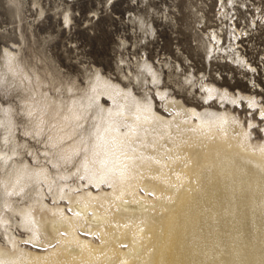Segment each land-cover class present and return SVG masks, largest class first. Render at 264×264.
I'll list each match as a JSON object with an SVG mask.
<instances>
[{"label":"bare ground","instance_id":"1","mask_svg":"<svg viewBox=\"0 0 264 264\" xmlns=\"http://www.w3.org/2000/svg\"><path fill=\"white\" fill-rule=\"evenodd\" d=\"M218 5L229 28L201 31L199 49L210 69L250 74L249 93L189 59L144 56L133 70L120 58L125 86L96 67L81 81L52 56L26 55L22 31L3 48L0 264H264V99L242 51L250 30L237 23L254 4ZM263 21L260 11L244 24Z\"/></svg>","mask_w":264,"mask_h":264},{"label":"rangeland","instance_id":"2","mask_svg":"<svg viewBox=\"0 0 264 264\" xmlns=\"http://www.w3.org/2000/svg\"><path fill=\"white\" fill-rule=\"evenodd\" d=\"M248 3L264 12V0H248ZM254 5L249 11L238 10L237 23L245 29L244 33L250 30L249 37L242 40V51L259 70L256 80L262 90L257 93L264 99V21L258 29L246 28L247 23L244 24L248 16L260 12L252 9ZM219 9L218 0H0V53L12 42L21 44L22 31L26 45L22 43L21 47L26 55H30L27 53L30 47L36 54L52 56L65 74L81 81L86 71L96 67L126 86L121 77L122 73L128 74V69L119 68L120 58L128 60L136 70L137 62L148 56L156 64L169 61L175 65L189 59L196 71H205L213 78L216 73L223 74L229 89L249 93L254 89L249 82L250 74L223 63H213L210 69L199 49L201 31L218 27L226 33L229 28V23L220 20ZM67 10L72 13L68 24L63 17ZM197 10L207 20L200 28ZM166 13L171 14L174 22L164 21ZM138 16L151 22L154 32L142 28L136 20ZM240 113L244 118L250 116L247 110ZM256 137L262 138L258 130Z\"/></svg>","mask_w":264,"mask_h":264}]
</instances>
